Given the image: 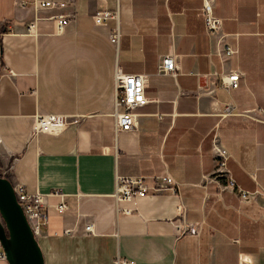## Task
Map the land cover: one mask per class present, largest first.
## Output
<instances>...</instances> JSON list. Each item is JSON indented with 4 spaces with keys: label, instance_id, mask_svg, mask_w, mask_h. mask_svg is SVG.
Returning a JSON list of instances; mask_svg holds the SVG:
<instances>
[{
    "label": "crops",
    "instance_id": "obj_1",
    "mask_svg": "<svg viewBox=\"0 0 264 264\" xmlns=\"http://www.w3.org/2000/svg\"><path fill=\"white\" fill-rule=\"evenodd\" d=\"M17 1L0 0V138L17 157L11 181L46 194L47 226L37 238L45 264H114L117 254L135 264H264V121L256 119L264 115V0H214L222 41L237 48L225 60L219 35L206 32L202 0H75L37 10L33 0ZM103 9L118 16L94 24L92 13ZM56 12L69 15L62 31ZM116 26L117 46L108 37ZM166 53L177 57L176 76L157 72ZM116 67L148 73L136 129L116 130L112 120ZM231 69L242 76L228 91L220 75ZM225 102L241 113L219 116ZM42 112L79 122L33 136ZM215 136L236 188L204 179L214 174ZM165 173L176 194L113 196L118 175L150 181ZM59 193L63 214L54 208ZM88 220L92 232L83 231ZM177 222L197 229L178 233Z\"/></svg>",
    "mask_w": 264,
    "mask_h": 264
},
{
    "label": "built area",
    "instance_id": "obj_2",
    "mask_svg": "<svg viewBox=\"0 0 264 264\" xmlns=\"http://www.w3.org/2000/svg\"><path fill=\"white\" fill-rule=\"evenodd\" d=\"M75 0H33L31 5L35 10L43 8H64L66 6H73ZM18 5H25V1L18 0ZM200 13L202 14L206 32L208 34L219 35V39L222 45L218 48V55L222 60L227 59L234 53L237 48L229 45L223 40L224 34L221 33L222 18L214 13V0H202L200 7ZM68 14L63 12H56L50 17L56 21V31H62L65 25ZM117 9L98 10L92 13V21L94 24H100L109 17H117ZM39 16L35 15L34 18L29 21L27 25L28 32L35 31V22ZM109 40L115 46L118 45L120 39V30L116 26L112 29L108 35ZM178 68L177 57L173 53H166L160 55L157 72L161 74H170L176 76ZM242 72L238 69H231L226 73H221L220 83L228 91L236 88L239 84ZM114 82V110L112 112V120L116 130H132L136 129L138 125V117L140 113L138 108L142 107L148 102V98L145 95V87L148 82V73L135 72L127 73L121 70L120 67H116L113 75ZM216 113L219 116H226L235 113H241L235 107L232 102H225L223 106L217 109ZM244 114L251 115L250 111H245ZM256 119L264 121L263 117H256ZM79 122L78 115H64L58 113H38L34 119L32 135L37 136L40 132H47L52 134H58L66 129L71 124H77ZM212 151L215 157V169L213 175H204V179H216L217 177H224L226 181L220 183L221 188L230 187L236 188L235 180L232 177L230 170L227 167L228 152L223 147L217 136L212 140ZM9 155L12 157V161L4 165H0V175L10 179L11 170L13 167V160L17 157L13 151L8 149L0 138V158ZM11 181V179H10ZM15 196L20 203L24 215L30 225V228L36 238L44 233L47 226V197L42 192L29 193L26 191L23 183L19 181H11ZM242 197H248L250 192L238 188ZM168 192L170 194H176L178 192V183L168 173L159 174L152 177L150 181L142 175H118L116 177V187L113 193L117 203L121 201H135L139 197H143L149 193H161ZM60 200L54 205L55 210L63 214L68 208L63 194H60ZM119 210L124 212L130 209L125 207H118ZM178 210L177 215L182 212V204L179 203L176 206ZM178 233L194 232L196 231L195 225L191 223H176ZM84 232H92V222L86 221L83 226ZM63 233H72L71 228H64ZM0 260L7 262L5 251L0 241ZM114 264H135L133 259L117 254L114 258Z\"/></svg>",
    "mask_w": 264,
    "mask_h": 264
},
{
    "label": "water",
    "instance_id": "obj_3",
    "mask_svg": "<svg viewBox=\"0 0 264 264\" xmlns=\"http://www.w3.org/2000/svg\"><path fill=\"white\" fill-rule=\"evenodd\" d=\"M0 241L8 264H45L41 246L15 196L12 183L1 175Z\"/></svg>",
    "mask_w": 264,
    "mask_h": 264
},
{
    "label": "rangeland",
    "instance_id": "obj_4",
    "mask_svg": "<svg viewBox=\"0 0 264 264\" xmlns=\"http://www.w3.org/2000/svg\"><path fill=\"white\" fill-rule=\"evenodd\" d=\"M40 243H41V241H40ZM0 264H8V263L0 260ZM47 264H48V261H47Z\"/></svg>",
    "mask_w": 264,
    "mask_h": 264
}]
</instances>
